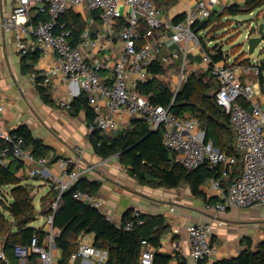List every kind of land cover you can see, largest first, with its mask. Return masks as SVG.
Returning a JSON list of instances; mask_svg holds the SVG:
<instances>
[{
  "label": "built area",
  "instance_id": "obj_1",
  "mask_svg": "<svg viewBox=\"0 0 264 264\" xmlns=\"http://www.w3.org/2000/svg\"><path fill=\"white\" fill-rule=\"evenodd\" d=\"M221 1L187 0L183 18L173 22L154 0H11L10 14L0 15V29L12 36L20 56L37 51L38 60H46L44 67L29 74L30 80L41 76L45 84L56 77L65 84L76 83L79 93L84 92L86 103L94 112L88 131L96 128L103 133L114 132L123 130L131 119H143L150 130H160L162 145L174 153L175 162L188 170L207 162L218 168L220 177L225 179L236 165L237 157L220 150L210 140L204 141L202 131L193 121L170 110L188 76L208 69L216 83L215 102L228 116L241 162L238 178L226 189L218 178L207 180L221 199L206 208L221 213L230 207L264 204V106L256 100L250 79L258 76L259 64L235 61L225 55L212 62L200 35L191 29L195 21H202L215 11L221 12L225 7ZM70 9L82 16L90 10L100 12L101 27L90 30L86 26L76 45L69 41L71 31L58 23V17ZM35 12L48 18L32 23ZM115 41H118L116 48ZM193 55L199 58L197 64L193 62ZM156 61L164 67V73L154 77H163L173 93L168 106L152 103L138 87L152 77L148 66ZM72 99V96L64 97L62 106L68 109ZM4 111L5 106L0 104V166L15 160L31 176L46 177L57 191L52 204L55 210L61 193L93 170L94 165L83 162V151L76 148L73 156L54 159L58 171L53 172L49 168L53 156L32 155L23 147L21 136L2 126ZM72 197L102 212V202L95 194L74 189ZM104 214L125 231H132L144 222L138 210H132L123 223H116L110 214ZM43 229L41 240L33 235L28 245L13 247L18 262L10 264H19L32 255L36 256V264H56L53 251L58 231L52 226V214L45 216ZM212 231L210 222L186 226L189 255L196 263L212 256ZM81 258L106 264L107 252L81 241L69 262ZM3 262L7 259L0 243V264ZM137 264H153V248L146 239L141 240Z\"/></svg>",
  "mask_w": 264,
  "mask_h": 264
},
{
  "label": "trees",
  "instance_id": "obj_2",
  "mask_svg": "<svg viewBox=\"0 0 264 264\" xmlns=\"http://www.w3.org/2000/svg\"><path fill=\"white\" fill-rule=\"evenodd\" d=\"M154 1L162 7V5L167 6L175 0ZM262 5H264V0H245L244 5H231L226 7L225 12L227 16H234L251 12ZM99 14V11L90 10L87 12V19L92 18L96 24H99ZM222 15V11H215L208 18L195 21L191 25V29L197 35L199 32H205L209 25L220 19ZM183 16L182 14L175 17L173 22L180 21ZM47 18L45 14L35 12L32 23L44 21ZM85 19L72 9L58 17V23L63 24L65 29L71 31L69 41L72 45H76L80 41V35L87 25ZM199 38L203 42L201 35ZM203 46L212 62L221 60L226 54L222 49L218 50V45L209 47L203 43ZM38 58L37 51L21 56L20 73L29 74L36 71L34 66ZM234 60L249 63L246 57L234 58ZM148 71L152 72V77L146 82L140 83L139 90L147 95L152 103L168 106L173 98V93L165 83L154 77V74L164 73V67L156 61L148 66ZM205 74H209L208 69L205 72H196L188 76L175 95L170 110L177 116L187 117L190 115L198 124L199 129L205 133L204 141L210 140L220 150L237 157V163L227 178L222 179L218 168L211 167L207 162L192 170L182 167L175 162L174 153L162 145L160 130L150 132L143 119H131L126 129L109 132L115 133L112 136L96 128L89 131L88 140L94 155L101 159L117 155L118 161L141 185L176 188L185 184L192 195L204 197L201 187L209 178H218L221 186L226 189L240 174V155L235 149V134L228 116L215 102L216 83L213 80L214 91L212 94H208L206 91L210 89V84L204 81ZM256 78L259 79L260 87L264 90V60L259 64V74ZM33 82L41 100L52 105L48 85L43 84V78L36 76ZM67 110L72 116H77L79 112L83 111L86 126L93 121L94 112L87 105L82 91L72 99ZM11 131L23 138V147L29 149L32 155L46 156L49 147L40 138L35 137L26 124L18 125ZM58 157L54 155L52 160ZM22 167V163L15 160H11L6 166H0V186H8L10 189V201L3 202V210L6 214L0 210V243L7 259V262H3V264L18 262L13 252L15 245H28L33 235H37L39 240L42 239L43 227L31 225L38 215L44 217L49 214L53 215L52 224L58 231L54 240L55 247L61 250L56 264H72L69 262L70 255L77 249V239L83 234H93V245L106 250V264H137L140 257V244L143 239L151 242L154 246L158 245L160 233L166 228L161 214L141 213L144 222L136 225L132 231H125L108 220L103 212L72 197L74 189L92 194L97 192L99 183L91 182L85 177L79 178L70 191H64L60 195L55 210L52 209V204L56 200L57 191L50 185L49 191L41 197V209L37 211L32 203L34 196L31 193V185L24 182L25 178L17 175ZM130 213L131 211L124 216L122 223L129 219ZM168 260L167 256L156 253L153 255V264H167ZM178 264H186V260L180 257ZM197 264H206V261L200 260ZM212 264H264V241L251 249L250 241L247 239L245 248L236 256L219 259Z\"/></svg>",
  "mask_w": 264,
  "mask_h": 264
},
{
  "label": "crops",
  "instance_id": "obj_3",
  "mask_svg": "<svg viewBox=\"0 0 264 264\" xmlns=\"http://www.w3.org/2000/svg\"><path fill=\"white\" fill-rule=\"evenodd\" d=\"M186 1L175 0L167 6L162 5V7L167 16L173 20L184 13ZM221 2L225 7L231 5L242 6L245 0H222ZM11 6V0H0V15L8 16L11 12ZM85 13L87 14V12ZM85 20L86 26L90 30L101 27V21L96 24L92 18H86ZM203 32H199V34L203 38L204 45L213 44L214 40L205 41V32ZM116 46H118V41H115L114 48ZM20 57L12 36L0 29V104L5 106L2 126L6 130H11L18 125L26 124L32 134L40 138L49 147L46 153L48 157L54 155L59 156V158L73 156L76 148L81 149L83 151L82 161L94 165V169L82 177L91 182L96 181L99 183L95 195L102 202V212L110 214L114 222H122L124 216L132 210H138L148 215L161 214L166 228L160 233L157 246L148 241L153 248V255L156 253L167 256L169 259L167 264H178L180 257L186 260V264H197L189 255L190 246L186 233V226L196 222H210L213 227L211 244L214 251L212 256L205 260L206 264L236 256L245 248V240L247 239L250 241L251 249L264 241V204L241 208V212H239L241 217L250 220L254 218V227L252 229L249 226L248 229L242 228L236 231L234 228L226 226L225 219L232 218L233 214L236 215L239 211L238 208L230 207L227 209L233 210L232 213H230L231 211L227 212V210L215 213L206 208V205H214L221 199L219 193L213 190L208 182H205L201 187L204 197L192 195L185 184L176 188L141 185L126 171L117 158L101 159L94 155L88 140L84 112L81 111L77 116H72L68 112L58 109L56 104L44 103L36 87L33 92L30 84L25 79L17 77V74H19L23 76H21L22 78L27 76L29 79L30 74L20 73ZM192 57L193 62L197 64L198 56L195 55V59L194 55ZM45 65L46 60H38L34 69H39ZM251 81L254 85L256 100L264 106V93L260 91L261 87L255 81V78H251ZM45 85H48L51 98L59 95L61 100L68 96H72L74 99L79 95L78 86L74 82L65 84L60 82L58 78L53 77ZM27 91L30 98L24 96ZM128 125L129 123H126L125 126L122 125L124 126L122 129H126ZM119 130L121 129L117 131ZM49 168L55 173L58 171L54 160L50 162ZM40 180L42 185H46L48 192L50 182L46 177H42ZM209 200L211 201L209 202ZM38 216L37 218L44 217L42 215ZM216 220H220L222 224H218ZM31 225L39 227L40 224L31 223ZM41 226H44V222ZM93 240V234H83L78 237L77 244L81 241L93 244ZM60 255L61 250L55 248L53 257L56 261ZM36 262V256L32 255L20 260L19 264H36ZM73 263L97 264L91 258H81Z\"/></svg>",
  "mask_w": 264,
  "mask_h": 264
},
{
  "label": "rangeland",
  "instance_id": "obj_4",
  "mask_svg": "<svg viewBox=\"0 0 264 264\" xmlns=\"http://www.w3.org/2000/svg\"><path fill=\"white\" fill-rule=\"evenodd\" d=\"M264 9V5H262ZM262 8H255L251 12H245V13H240L235 16H228L226 15L225 9L226 7H223L222 13L223 15L220 17V19L215 20L212 22L208 29L205 30V41L208 40H214L215 42L213 44H209L208 46L211 47L212 45H218V47H221L223 52H225V57H229L231 59H242V58H247L249 62L251 63H258L262 62L264 60V39L262 42L254 49L252 53H248L247 51V40H246V35L250 33V35H255L257 32V26L259 23L264 22V10L262 11ZM83 17L87 18V14L83 12ZM233 18V19H232ZM195 59V56H194ZM203 70H198V73H202ZM22 75L17 74V77L19 79H25L27 81L31 88H35V84L32 80H29L27 76L24 78L21 77ZM255 78V81L258 82V85L260 86L259 79L256 78L255 76H251L250 79ZM159 80L163 83L164 79L163 77H159ZM204 81L210 84V89L207 90L206 92L208 94L213 93L214 89V84H213V79L211 78L210 74H205ZM264 86V85H263ZM260 88V87H259ZM52 89V88H51ZM260 90V89H259ZM264 93V90H260ZM25 97L30 98V94L27 91V94ZM49 97L51 98L52 96L49 94ZM61 97L59 95L55 96L52 99V104H56L58 109L64 110L68 112V110L62 106L61 104ZM69 113V112H68ZM189 119L193 121L197 127L199 128L198 124L195 122V120L188 115ZM87 133L89 131L87 130ZM115 133H107V135H114ZM89 163V162H86ZM17 175L20 177L25 178L24 182L31 185V193L33 194V205L35 206V209L39 211L41 209V196H43L47 192V187L46 185H42L40 177H33L31 176L27 169L25 167L21 168L18 172ZM130 176V175H129ZM9 187L8 186H0V210L4 212L3 210V202H9L10 201V194H9ZM49 191V190H48ZM250 208V207H249ZM239 211L236 215L233 214L232 218L230 219H225L226 220V226L229 228H234L236 231L240 229H248L249 226L253 229L254 227V218L252 220L248 218L241 217L240 213L241 208H238ZM231 211L232 213L233 210L229 209L227 212ZM6 214V212H4ZM262 213V210H261ZM39 217V216H38ZM44 217L42 218H37L35 221L31 222L32 224H40L39 227L43 224L44 222ZM258 220V219H257ZM38 221V222H36ZM263 221V220H262ZM249 222V223H248Z\"/></svg>",
  "mask_w": 264,
  "mask_h": 264
},
{
  "label": "water",
  "instance_id": "obj_5",
  "mask_svg": "<svg viewBox=\"0 0 264 264\" xmlns=\"http://www.w3.org/2000/svg\"><path fill=\"white\" fill-rule=\"evenodd\" d=\"M262 11L264 9H261ZM257 32L255 35H249L246 40H247V51L248 53H252L254 51V49L262 42V40L264 39V22L259 23L257 26ZM218 50H221V47H218ZM158 129H151L150 132H157ZM205 133L203 132V138H204ZM75 185V184H74ZM74 185H72L70 188H68L66 191H70ZM63 193V192H62ZM61 193V194H62ZM52 219H53V215H52ZM53 226V224H52Z\"/></svg>",
  "mask_w": 264,
  "mask_h": 264
}]
</instances>
